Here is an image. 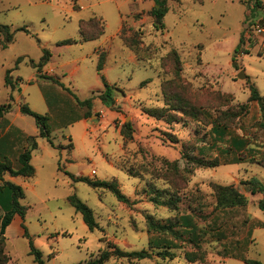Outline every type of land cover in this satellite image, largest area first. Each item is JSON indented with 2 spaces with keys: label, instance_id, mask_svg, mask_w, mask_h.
Here are the masks:
<instances>
[{
  "label": "rangeland",
  "instance_id": "obj_1",
  "mask_svg": "<svg viewBox=\"0 0 264 264\" xmlns=\"http://www.w3.org/2000/svg\"><path fill=\"white\" fill-rule=\"evenodd\" d=\"M161 1L0 0V23L14 32L6 48L0 32V104L12 105L0 116V161L17 168L29 137L38 141L32 176L0 174V184L23 189L25 212L0 231V264H38L30 239L43 264L84 262L104 250L113 254L102 264H248L243 257L264 264L263 193L252 194L245 182L264 185V31L254 28H264V0L255 7L165 0L164 26L156 28L152 10ZM90 17L102 19L105 32L81 41L78 22ZM67 38L76 42L59 43ZM42 47L51 57L38 69ZM103 55L112 87L105 100L97 70ZM251 85L261 103L251 100ZM23 103L49 114L53 145L21 112ZM67 172L115 181L128 201ZM217 184L233 185L246 204L219 205ZM71 193L91 207L98 227L87 226Z\"/></svg>",
  "mask_w": 264,
  "mask_h": 264
},
{
  "label": "trees",
  "instance_id": "obj_2",
  "mask_svg": "<svg viewBox=\"0 0 264 264\" xmlns=\"http://www.w3.org/2000/svg\"><path fill=\"white\" fill-rule=\"evenodd\" d=\"M254 7L261 5V0H253ZM168 10V6L166 5V1L162 0L159 2L158 6H155L152 10V14L155 16L154 20V26L156 28L163 27L164 24L162 22V18L165 15V13ZM79 26V32H80V40L81 41H89L93 39L99 38L104 32H105V25L102 21V19L97 17H90L88 19L81 18L78 22ZM20 30H24L26 32L30 33V30L26 26L19 27ZM0 32L3 33L4 38L1 42L2 47L6 48L9 43H11L14 39V32L10 29V27L7 24L0 23ZM39 40V39H38ZM76 42L75 39L67 38L59 43L62 44H70ZM43 49V55L36 64L38 66V69H40L42 66H44L51 57V51L47 47H42ZM137 51L139 49L135 48ZM104 64V55L99 57L98 64H97V70L103 80L105 89L103 93L101 94L102 99H107L111 96L112 93V87L107 82L105 75L102 73ZM10 70H7L6 76H5V82L6 84L11 83V78L9 76ZM47 77L51 78L53 81L59 84V80L54 78L53 76L46 75ZM69 92L70 89L65 87ZM72 93V91H71ZM250 98L251 100H257L261 103L262 101V95H260L259 90L255 85L250 86ZM75 99L81 103V104H88L90 106L91 101L89 99L81 100L76 95H74ZM12 105L10 102L8 103H2L0 104V116L4 115L5 113L9 112ZM20 110L24 114H29L34 116L35 121L39 128V136L47 138L50 143L52 144L51 138H50V116L48 113L41 114L33 109L30 108L28 103H23L20 105ZM156 117H160V113L157 112V110H154V113H152ZM30 145L25 148L23 151H21L18 155V162L19 166L17 168H14L10 164H8L5 161H0V174L4 171H8L10 175L12 176H32L36 169L31 163L32 159V151L34 149L38 148V141L37 136L31 135L29 137ZM53 145V144H52ZM201 164H205L204 162L200 161ZM217 163H208L209 166L216 165ZM69 173V172H67ZM70 176L75 180H82L87 182L89 185L93 187H104L111 190L118 199L123 201H128V198L124 193L121 192L119 189L117 183L115 181H108V180H90L88 177H75L72 173H69ZM250 185V190L252 194L262 192L263 197L260 200L259 206L261 209L264 210V185L257 179L252 178L247 181H245ZM215 190L217 192V198H218V204L224 205V206H234V205H244L247 202L246 196L238 191L233 185H220L217 184L215 186ZM24 196L23 189L20 185L15 184L9 180L4 181L0 184V206L4 210V214L0 216V231L2 233L5 232L6 228L12 223L14 217L16 214H19L21 217L24 215V208L20 203V198ZM68 200L74 208L79 211L85 223L87 226L93 230L94 228L98 227V223L95 221L93 212L91 207L86 204L82 199H80L75 193H71L68 197ZM186 219V223L189 224V217H184ZM151 227L153 229H165V225H159L158 223L152 222ZM24 228V235L29 236V233L27 231V227L23 225ZM173 231V229H170ZM169 246H166V248ZM118 255H126V256H132L137 258H144L151 256V252L147 250H133V251H122V250H116L114 251ZM30 253L34 254L35 261L38 262V264H43V258H42V252L40 249L35 247L33 244L32 239H30ZM111 251L104 250L100 256H98L95 259H91L84 262H78L75 264H102L106 260L109 259V257L112 255ZM159 254L162 255H168L171 254L169 251L164 250L160 251ZM188 257L190 260H195L194 257L188 253ZM245 263L248 264H260L258 260H254L251 258L243 257L241 258Z\"/></svg>",
  "mask_w": 264,
  "mask_h": 264
},
{
  "label": "built area",
  "instance_id": "obj_3",
  "mask_svg": "<svg viewBox=\"0 0 264 264\" xmlns=\"http://www.w3.org/2000/svg\"><path fill=\"white\" fill-rule=\"evenodd\" d=\"M254 28L257 32L264 31V28H262L259 23L254 24ZM93 173L96 172L95 170L92 171Z\"/></svg>",
  "mask_w": 264,
  "mask_h": 264
},
{
  "label": "water",
  "instance_id": "obj_4",
  "mask_svg": "<svg viewBox=\"0 0 264 264\" xmlns=\"http://www.w3.org/2000/svg\"><path fill=\"white\" fill-rule=\"evenodd\" d=\"M235 63H236V62H235ZM238 77L244 78V77H246V74H245L243 71H241V72L238 74Z\"/></svg>",
  "mask_w": 264,
  "mask_h": 264
},
{
  "label": "crops",
  "instance_id": "obj_5",
  "mask_svg": "<svg viewBox=\"0 0 264 264\" xmlns=\"http://www.w3.org/2000/svg\"><path fill=\"white\" fill-rule=\"evenodd\" d=\"M247 1H253V0H247ZM254 7V5H252Z\"/></svg>",
  "mask_w": 264,
  "mask_h": 264
}]
</instances>
